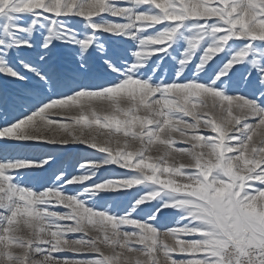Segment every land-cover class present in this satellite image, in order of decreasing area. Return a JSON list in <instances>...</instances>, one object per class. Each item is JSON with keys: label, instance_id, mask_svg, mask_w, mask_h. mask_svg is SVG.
I'll return each mask as SVG.
<instances>
[{"label": "snow or ice", "instance_id": "1", "mask_svg": "<svg viewBox=\"0 0 264 264\" xmlns=\"http://www.w3.org/2000/svg\"><path fill=\"white\" fill-rule=\"evenodd\" d=\"M0 113V264H264V0H0Z\"/></svg>", "mask_w": 264, "mask_h": 264}, {"label": "rangeland", "instance_id": "2", "mask_svg": "<svg viewBox=\"0 0 264 264\" xmlns=\"http://www.w3.org/2000/svg\"><path fill=\"white\" fill-rule=\"evenodd\" d=\"M73 57H70L66 50H57L53 54V62L59 68V70L64 72H71L73 65L71 64V60ZM16 115V112L9 110L7 113V119H12V117ZM5 116L0 113V125L4 123ZM51 149V146H37V147H29L24 149H16L15 152H20L24 155L29 156H38L47 152ZM56 155L60 158L62 162V166L65 169L71 170V168L81 159V157L87 155L86 153L78 150L73 149L70 151H57ZM104 175H108V173H104Z\"/></svg>", "mask_w": 264, "mask_h": 264}]
</instances>
